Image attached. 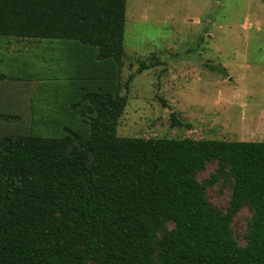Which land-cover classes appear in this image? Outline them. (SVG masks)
Masks as SVG:
<instances>
[{"label": "trees", "instance_id": "trees-1", "mask_svg": "<svg viewBox=\"0 0 264 264\" xmlns=\"http://www.w3.org/2000/svg\"><path fill=\"white\" fill-rule=\"evenodd\" d=\"M127 3L0 0V36L74 40L120 68ZM84 100L87 137L75 125L0 134V264H264V140L121 136L120 82ZM45 117L41 134L54 128ZM221 179L232 185L226 211L207 196ZM243 207L253 211L245 245L232 228Z\"/></svg>", "mask_w": 264, "mask_h": 264}, {"label": "rangeland", "instance_id": "rangeland-1", "mask_svg": "<svg viewBox=\"0 0 264 264\" xmlns=\"http://www.w3.org/2000/svg\"><path fill=\"white\" fill-rule=\"evenodd\" d=\"M124 47L118 68L82 54L86 46L74 40L0 36V114L12 116L0 118V134L45 136L75 125L87 137L84 96L112 93L120 82L121 136L264 140V0H128ZM39 110L54 125L48 133L35 126ZM216 166L209 162L199 180ZM231 194L223 179L207 188L221 211ZM252 217L248 207L234 217L241 245Z\"/></svg>", "mask_w": 264, "mask_h": 264}]
</instances>
